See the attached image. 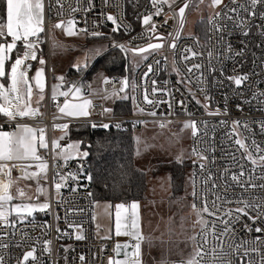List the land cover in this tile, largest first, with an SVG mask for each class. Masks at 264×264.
I'll return each instance as SVG.
<instances>
[{
  "label": "built area",
  "instance_id": "built-area-1",
  "mask_svg": "<svg viewBox=\"0 0 264 264\" xmlns=\"http://www.w3.org/2000/svg\"><path fill=\"white\" fill-rule=\"evenodd\" d=\"M176 1L171 7L168 4L158 5L157 7L162 8L160 14L152 15L149 24L144 25L143 17L156 12L150 0H131V10L127 7V0H43L44 31L38 40L37 37L30 38L37 42V46L43 44L48 48L51 31L61 29L54 25L61 21L66 23L68 20H74V27L79 30L86 29L87 31L82 32L88 36H93L91 34L93 32L100 33L97 37L123 33L126 37L120 41L113 40L112 48L121 51L116 45H124L129 50L121 51L125 60L124 74L104 79L108 83L103 81L101 84L102 93H92L89 87L83 85L82 99L91 101L87 117L78 119L59 115V109L66 100L74 101V90L71 89L67 97L52 102L51 75L48 74V97L42 116L34 118L17 116L14 120L9 118L0 120L2 129L14 130L18 125H25L45 130L46 153L38 155L40 159L0 163H6L17 176H22L26 169L31 168L39 175L46 172L51 193L49 211L42 212L41 217L21 220L10 215V226L0 223V237H3L0 239V257L3 258V264H24V255L33 250L36 259L29 258L26 264H109L110 259L116 255L117 244H128L130 251H134L131 245L138 241L131 237L115 240L95 238L92 226L93 188L89 179L91 176L88 162L65 160L60 154L59 158L55 157L54 133L66 134L75 123L108 125L128 122L132 126L155 125L158 128H168L178 122H195L196 134L192 139V149L195 148L197 152L208 157L206 161L197 158L192 166V180L195 181L198 194L207 191L209 201L215 198L212 195L213 191L229 198L239 196L243 190L233 184L230 174L238 173L241 163L245 168V177H242V180L251 174L253 183L264 184V179L259 178L264 175V167H256L244 159L243 150L234 143L235 139L240 138L251 146L252 140H255L264 148V132L261 131L259 123L264 121V103L258 102L264 100V96L258 95L264 92V36L261 35V32H264V19L260 18L264 14V5L256 6L255 17L239 8L241 4L250 7L248 0H238L236 4L229 1L221 7L219 10L221 16L215 19V23L223 26L224 41L232 45V51L228 52L223 43H218L221 33L216 32L211 23L207 41L200 42L194 36L183 37L182 32L178 37L181 24L177 13L186 0ZM73 8L78 10L73 12ZM229 8H237L238 12H228ZM225 13L233 19H227ZM108 15L116 17L117 23L121 25L118 30L113 31L116 26L106 19ZM214 18L215 16L210 20ZM240 19L247 22L246 26L250 29L248 35H244L243 30L237 26ZM153 25L155 30L149 31ZM156 37L162 39L158 40ZM19 42L21 45L24 44L23 41ZM149 43H163V47L145 53L147 59L140 61L134 68L130 56L134 53L131 49L145 47ZM172 43H175V49L170 47ZM185 49H191L199 55L191 57ZM238 51H242L244 55L237 56L235 53ZM209 52L213 54L211 59L208 56ZM185 56L190 58L185 60ZM194 64H200L202 67L196 69L192 67ZM149 66L151 72L148 70ZM188 68H192V71L189 72ZM244 74L249 78L239 87L229 79L231 76ZM125 79L128 81L126 88L122 83ZM81 85L80 80L76 86ZM145 92L148 100L153 103L145 100ZM112 94L132 95L133 111L130 115L115 116L111 111H106L107 97ZM254 95L256 99H253ZM237 105L240 107L237 108ZM217 109L221 114H209L216 112ZM152 112H155V115H151ZM234 121L241 122L235 132L232 127ZM244 122H247L249 128L243 127ZM65 124L66 129L60 127ZM161 124L165 126L161 127ZM69 144L70 141L66 137L62 138L59 142V152ZM213 148L214 152L211 150ZM253 153L256 154L254 150ZM201 163L205 164L204 170L200 168ZM44 164L47 167L42 169L41 165ZM253 167L255 173H251ZM225 168L229 174L221 179ZM209 173L212 179H209ZM0 176L8 181L9 175ZM205 180L207 185L203 183ZM213 180L219 185L216 189L212 188ZM41 181H44V178H41ZM57 183L61 185L59 193L55 187ZM225 184L229 186L228 190H225ZM243 195L250 203L264 205L262 188L251 189ZM253 197L259 199L253 200ZM194 202L197 207L202 206L201 201L198 198L194 200L192 196V204ZM209 207L211 208V203ZM236 207L238 205L235 203L223 204L218 215H223L227 209ZM249 214L257 216L254 211H250ZM237 215L238 220L230 221L232 231L227 236L215 239L210 230L212 221L216 218L203 214V218L209 222L208 228L205 229L209 233L207 243L204 242L202 226L199 223L196 225L199 228L194 240L195 251L202 249V256L197 258L200 264H213L214 255L216 257L221 255V246L223 252L229 253L224 259L231 260L232 264H249V261L251 264H262L264 231L257 232L255 229H264V215H260L254 222L248 216ZM223 227L224 225L217 221V236ZM78 236L82 238L78 239ZM5 244L8 247H2ZM237 246H240L238 252L235 251ZM254 248L257 251H252ZM245 251L247 255H244Z\"/></svg>",
  "mask_w": 264,
  "mask_h": 264
},
{
  "label": "snow or ice",
  "instance_id": "snow-or-ice-1",
  "mask_svg": "<svg viewBox=\"0 0 264 264\" xmlns=\"http://www.w3.org/2000/svg\"><path fill=\"white\" fill-rule=\"evenodd\" d=\"M153 7L156 8L155 13H150L147 16L143 17V24L148 25L149 22L152 19V15H159L162 11V8L157 7L161 4H168L169 7H171V3H169V0H150ZM174 2V0H173ZM191 0H186L184 5L179 9L177 15L180 18V24L181 27L184 24V18H185V11L189 7V3ZM202 3L203 0H200ZM238 0H232V3L236 4ZM222 3V0H211V6L212 7H218ZM248 3L250 7H245V5L241 4L239 5L240 9H243V11L247 12L249 15L255 17L257 14L255 12V8L257 5H264V0H248ZM5 19L3 21H0V38H6L11 37V42L8 43H0V113H3L4 116L8 117L10 120L16 119L17 116L23 118L26 116H35L39 113L38 108H32L30 105V99L33 93V86L29 81V78L27 76V71L22 70L30 67V65H25V61L28 59L36 60V49H37V42H34L30 40L31 37H37V40L39 38V33L44 31L43 28V22H44V3L43 0H5ZM91 5H89V8ZM78 9L73 8L72 11L75 12ZM228 12L236 13L238 12L237 8H229ZM227 19L232 20L233 17L230 15H227V13L224 14ZM221 16V13L217 12L215 14V18L210 20L209 23L213 25V29L216 32L221 33L219 37L218 43H223L224 48L228 51H232V45L230 43H226L224 41L223 36V26L215 23V19L219 18ZM261 19H264V14L261 15ZM107 20L111 21L116 27L113 29V31L118 30L121 25L117 23L116 17L112 15H108L106 17ZM74 20H68L66 23L61 21L54 25L56 28H64L68 35H75L77 34L76 31H74ZM247 22L244 19H240L237 21V26L240 27L243 30L244 35H248L250 29L247 28ZM155 25L152 26L149 31H154ZM80 31H87L86 29H81ZM93 36H98L100 33L93 32L91 33ZM261 35L264 36V32H261ZM156 39L160 40L161 37H156ZM23 41L24 42V48L25 51L22 56H18L15 61L12 63L10 67V71L6 72V61L10 59V53L16 48L17 42ZM117 47H120L121 51H127L129 49L126 48L124 45H116ZM163 47V43H149L146 47H138L136 49H131L134 54H140L142 59H147L146 55H143L144 53H148L150 50H159ZM172 49H175L176 45L175 43H172L170 45ZM186 52H189L191 54V57H195L199 55V53L192 51L191 49H185ZM98 54V50L93 53ZM237 56H242L244 53L242 51H238L235 53ZM212 52L208 53L209 59L212 57ZM189 56H185L184 59H189ZM41 65L45 63L43 59L39 61ZM159 63V61H157ZM77 69L79 70L80 65H76ZM192 67L196 69H200L202 66L200 64H194ZM149 72H151V66H149ZM188 71L191 72L192 68H188ZM210 71H215V69H210ZM177 72L179 73V70L177 69ZM202 75V74H201ZM8 77V81H4L5 77ZM248 75H238V76H231L229 79L233 81V83L239 87L242 85L244 81L248 80ZM61 81H63V77L59 78ZM35 85L42 93L44 90V82H43V69H40L36 72L35 77ZM105 83H108L107 80L104 81ZM202 82V81H201ZM124 87L126 88L128 86V81L125 79L122 81ZM153 84H155V81H153ZM61 87L60 85L55 86L53 88V99L56 98L58 88ZM72 89L74 90V97H79L81 95V87H78L76 85H72ZM123 91V89H121ZM203 90V89H201ZM155 92V89H153ZM59 95H63L67 97L69 95V92H59ZM259 96H264V92H261L258 94ZM145 100L148 103H153V101L148 100L147 93L145 92ZM257 97L254 95L253 99H256ZM42 99V97H41ZM13 101L16 103L13 104ZM249 101H245V103H248ZM259 103H264V100L258 101ZM91 106V101H84L82 104H71L67 100L65 101L63 107L59 109L61 113L67 116H86L88 114L87 108ZM240 106L237 105V108ZM15 108V111H12V109ZM106 111H110L106 109ZM141 112H143V109H141ZM151 115H155V112L150 113ZM210 115H218L221 114L219 110L217 109L214 113H209ZM226 114V113H225ZM223 123V122H222ZM260 128L261 131L264 132V121H260ZM241 125L240 121H234L233 122V132L236 131V128ZM161 127H164V124L160 125ZM61 128H67V125L60 126ZM103 127L107 128L108 125H104ZM185 128L191 127L194 129L193 134H196V125L195 122H188L184 125ZM243 127L249 128V125L247 122L243 123ZM250 130V129H249ZM40 132V143L41 146L47 147V144L44 141V129L38 130ZM36 129H33L31 127L25 126V125H18L17 129L15 131H3L2 126H0V162L3 161H13V160H27V159H40L38 156H36ZM237 135H239L237 133ZM234 143L239 146L240 149L244 152V159H247L251 162L252 165L256 167H264V148H261L260 145L255 141L252 140L251 146L245 143L244 139L237 138L234 140ZM56 147H60L58 141L56 142ZM70 148H75L77 146L70 145ZM213 152L215 149H211ZM256 153L254 155L253 153ZM64 151H67L65 149ZM207 151V149H205ZM139 155V151L137 152ZM83 155H87V153H84ZM193 155L197 156V158L201 161H206L208 159L207 156L203 155L201 152H197L196 149H193ZM235 158V157H234ZM214 162V161H213ZM240 171L238 173H231L230 179L235 184V186L241 188L243 191L239 194V196L234 198H229L227 196H222V194H218L215 191L212 192V195L215 197L213 200H208V193L207 191H201L199 194L196 192V185L195 181L192 180V187L193 191L191 195L193 196L194 200L199 199L201 201V207H197L196 203L194 202L192 204V209L197 213L198 220L197 223L201 224V231L203 233V239L204 242L207 243V237H208V231H205V229L208 228V221L203 218V214H207L208 216H213L216 219L212 221V227H211V233L215 239H219V237L227 236L229 232L232 231V227L230 224V221L232 220H238L239 216L237 214H241L243 216H248L249 219H251L253 222L256 219L260 218V215H264V212H262V209H264V205L259 203H250L247 198L243 195L244 192H248L251 189L256 188H262L264 189V184H256L252 182V176L251 174L245 178L241 179L242 177H245V168L244 165L241 163L240 165ZM47 167L46 164L41 165L42 169H45ZM201 170L205 169V164H200ZM11 169L8 167L6 163H0V174H7L10 177ZM251 173H255V167L251 169ZM228 169L225 168L224 172L222 173L221 179L224 178V176L228 175ZM37 175L36 173H31L30 175H26L24 178H32L33 176ZM260 179H264V175L259 177ZM63 179V177H62ZM91 179V177H89ZM209 179H212L211 173H209ZM12 180L9 179L8 183H4L0 181V223H3L5 226L9 225V216L12 212H15L17 217H19L21 220L24 219V214L31 215L32 212L36 210L43 211L44 209H47L49 207V204L44 203L40 205H15L11 209L8 207L9 203L13 200V195L10 192V186H11ZM205 185H207V180L203 181ZM56 191L59 193L61 185L59 183L56 184ZM219 187L215 183V180H213L212 188L216 189ZM228 185L225 184L224 188L225 190H228ZM38 191H43L42 189H38ZM20 196H24V192L22 190L19 191ZM91 195V193H89ZM253 200H258L259 197H253ZM209 203H211V208L209 207ZM235 203L238 205V207L232 209L229 208L226 211L223 212V215H218L221 212V205L223 204H233ZM242 205V206H239ZM132 209V216L137 217L136 210L138 209V204L133 203L130 205ZM124 204H118L116 205L117 213H116V234L117 235H128L131 236L133 239L137 240L138 242L134 245H131V247L134 248V251L131 253H125L126 259L123 261H110L109 264H129V261H131V264H142V261L140 259V241L142 240V235L138 230V217L137 219H133L131 222V228L137 229L136 231H126L124 233H121V223H120V210L124 209ZM250 211H254L257 213V216H251L249 213ZM225 217H228V219H225ZM217 221L219 224L224 225L222 229H220L219 236L216 235V225ZM125 227H128V225H125ZM247 227V225H245ZM250 230V229H249ZM255 231L261 232L264 231V229L256 228ZM3 237H0L2 239ZM82 238V237H77ZM193 240L196 239L195 236L192 237ZM257 241H254V243ZM51 243L50 241L48 242ZM130 245L124 244L116 245V252L117 254L120 253L122 249H127ZM2 247H8V245H3ZM239 247L237 246V249L235 251H239ZM252 251H257V249H252ZM247 251H245L244 255H247ZM229 253L223 252V248L221 246V255L219 257H216L214 255L213 264H232L231 260L224 259L225 256H228ZM202 256V249H197L194 253V255L186 261V264H200V260L197 259L198 257ZM29 258H32L33 260L36 259L34 255V250L27 252L23 257V262L26 264ZM0 264H3V258L0 257ZM249 264H251V261H249ZM262 264H264V261H262Z\"/></svg>",
  "mask_w": 264,
  "mask_h": 264
},
{
  "label": "rangeland",
  "instance_id": "rangeland-1",
  "mask_svg": "<svg viewBox=\"0 0 264 264\" xmlns=\"http://www.w3.org/2000/svg\"><path fill=\"white\" fill-rule=\"evenodd\" d=\"M229 1L232 0H222V3L218 7H212L211 0H203L202 3L200 0H191L184 18L181 31L182 36H193L195 24L199 20L214 17L221 7ZM176 2L169 0L171 5ZM74 31L77 34L70 36L64 28L52 30L49 37L50 46L48 48L46 47V54H39L38 49L43 47H41L42 45L37 46L35 51L36 55H39V58L37 57L36 60L28 59L25 61V65H30V67L26 69L22 67V70L27 71V76L33 86L30 105L32 108H38L39 113L41 112V108L40 104L37 103L43 102L44 104L46 102L48 97V83L46 87L44 85V90L41 93L36 87L34 80L38 70L43 69V77L48 76V74L52 75V91L55 86L60 85L61 87L58 88L57 94L59 92H70L72 86L69 88L65 87L66 82L64 80L66 74L71 70H78L76 67L78 64L80 68L91 65L111 44L110 40H88V38H96L97 36H88L76 27H74ZM41 33H39V36ZM109 36L106 34V37ZM112 43L114 44V41ZM97 50L98 54L94 55L93 53ZM24 51L25 48H23L22 55ZM144 55L147 56V54ZM130 56L134 68L140 61L144 60L141 55L133 54ZM41 59L45 61L43 65L39 63ZM35 62H38L37 66L34 73L30 74ZM60 77L64 78L63 81L59 79ZM104 79L99 78L96 86H92L91 89H99ZM80 87L82 90L83 85ZM131 97V94H114V96H108V110L116 100H131ZM15 103L13 101V104ZM12 111H15V108ZM37 116L36 114L35 116L29 117L34 118ZM186 123L188 121L174 123L168 128L145 125L135 129L136 164L149 175V181L152 179V170L154 171L160 164L180 163L183 160H189L194 163L197 160V157L193 155L192 149L194 129L191 127L185 128L184 125ZM63 136L64 134L54 133V151L56 158L60 156L59 147H56V142L60 138H63ZM70 145L77 147L70 148ZM70 145L61 149V157L65 160H85L86 156L83 154L87 152L81 149V143L77 140H71ZM65 149L67 151H64ZM138 151L140 153L139 155L137 154ZM31 173L36 172L29 169L22 176H17L15 173L10 174L8 180H12L11 194L13 195V200L9 203L8 207L11 209L15 205L36 206L44 203L49 204V207L43 211L36 210L31 215L25 213L24 219L34 217L36 213L49 211L50 208L51 193L48 174L38 175L36 173L37 175L32 178H24ZM42 177L44 181L40 180ZM159 177L162 178V182H157L156 185H152V189L147 193L146 201L137 203L138 230L142 235L144 259H146L147 264L184 263L185 260L183 258L191 253V237L194 235V230L196 233L199 228L194 226L198 224V217L196 213L194 214L191 211L192 168L187 169L183 193H173L170 184L165 183V177H170L169 172H163ZM0 181L8 183L7 179L2 176H0ZM17 187H20L25 194L23 200H15L14 191ZM38 189H42L43 191H38ZM10 215L20 219L15 212H12ZM137 217L131 216V220L133 221ZM129 230L136 231L137 229H132L130 224L127 231Z\"/></svg>",
  "mask_w": 264,
  "mask_h": 264
},
{
  "label": "trees",
  "instance_id": "trees-1",
  "mask_svg": "<svg viewBox=\"0 0 264 264\" xmlns=\"http://www.w3.org/2000/svg\"><path fill=\"white\" fill-rule=\"evenodd\" d=\"M5 7V0H0V21L6 18ZM127 7L131 10V0H127ZM209 21L210 18H206L199 20L195 24L193 36L200 42L207 41L208 39ZM125 37L123 33L117 32L109 37H106L105 34L96 38H88V40H110L111 44L91 65L79 70L69 71L65 76V87L69 88L72 85H76L81 80V84L89 87L91 90L92 86H96L99 78L107 79L123 75L125 71L124 56L119 49L112 48V42L113 40H123ZM8 42H11V37L0 38V43ZM41 47L43 48L38 47L39 54H46V47L43 44ZM23 48L24 46L18 41L16 48L10 53V59L6 62V72L10 70L14 60L22 55ZM37 57L39 58V55ZM37 63H34L30 74L34 72ZM51 80H53L52 75ZM4 81H8L7 76L4 78ZM44 81L46 86V76L44 77ZM62 97L64 96L58 97V99ZM51 99L52 102L58 100L57 96L53 99V91ZM41 109L44 110L45 106H42ZM132 111L133 105L130 99H119L111 106V112L115 116L130 115ZM7 118L3 113H0V120ZM103 126L90 123H75L70 126L66 133V138L69 141H79L81 149L87 152L85 160L89 165L90 184H92L93 188L94 202L107 201L111 203L132 204L146 201L149 188V175L137 166L135 154V129L140 126H132L128 122L108 124L107 128ZM192 166L193 163L189 160H184L180 163L174 162L173 164H160L159 167L157 166L152 171V175L156 176L163 172H169L173 193H183L187 169L192 168ZM20 190L22 189L19 188V190L14 191L15 200H23L25 198V194L24 196L19 195ZM41 215V213H36L31 218H39Z\"/></svg>",
  "mask_w": 264,
  "mask_h": 264
},
{
  "label": "crops",
  "instance_id": "crops-1",
  "mask_svg": "<svg viewBox=\"0 0 264 264\" xmlns=\"http://www.w3.org/2000/svg\"><path fill=\"white\" fill-rule=\"evenodd\" d=\"M174 2H176V0H174ZM30 77H31V75H30ZM44 77H43V82H44V85H45ZM102 91H103L102 90V85L99 87V89H91V92L92 93H96V94H98V93L100 94V93H102ZM56 96H57V99H58V97H61L63 95L57 94ZM73 96H74V94H73ZM84 101H88V100H83L82 99V94H81L79 97H74V101H68V102L71 103V104H82V103H84ZM45 103H47V100H46ZM45 103L43 104V102L42 103L39 102L37 104H40V108H41L42 106H45ZM42 109H41V112L37 114L38 116H42V114L44 112V110H42ZM109 110L111 111V107H110ZM87 112L90 113V106L87 108ZM59 115L67 116V115H64L61 112H59ZM88 115L89 114H87L86 116H69V117L80 119V118H85ZM26 117H29V116H26ZM16 129H14V130L2 129V130L11 132V131H15ZM58 134H60V133H58ZM36 137H37V140H36V156H38L40 154H45L46 153V150H45L46 147L41 146V143H40V132L38 130L36 132ZM64 137H66V134H64L63 138ZM61 139L62 138H60V140ZM60 140L58 141V143L60 142ZM59 154L61 155V151L59 152ZM27 160H32V159H27ZM19 161H24V160H19ZM26 170H29V169H26ZM30 170H32V171L34 170V172L36 171L35 169H32V168ZM11 173H13V172H11ZM44 173H46V172H43L42 174H44ZM42 174H40V175H42ZM159 176H161V174L160 175H156V176L152 175V179L149 181L148 191H150L152 189L151 188L152 185H156L157 182H162L161 181L162 178H160ZM165 178H166L165 183L170 184V187H171V177H165ZM191 201H192V196H191ZM118 204H121V203H111V202H107V201H96V202H94V210L92 211L93 212V225L92 226H94V235H95L96 239H98V240H115L117 238L123 239L125 237H129L128 235H123V234L117 235L116 234V213H117L116 205H118ZM124 205H125V208L120 210V223H121L120 231H121V233L126 232L128 227H130V224L132 222V220H131L132 209L130 207L131 204H124ZM191 206H192V202H191ZM191 211L195 214V211H193V209H191ZM192 218H194V217H192ZM125 225H128V227H125ZM194 226H196V225H194ZM193 236H195V230H194V235ZM140 242H141L140 259L142 261V264H147L146 259H144L143 241L141 240ZM119 244L120 245H124L125 243H119ZM192 249H193V252H192ZM129 253H131V251ZM194 253H195L194 240L191 239V253H190V255H188V256L183 258L185 260L184 263H182V262H177V263L186 264V261L188 259H190L194 255ZM124 259H126V258H120V257L118 258V257L115 256L113 261H123ZM177 263L174 262V263H170V264H177ZM129 264H131V261H129Z\"/></svg>",
  "mask_w": 264,
  "mask_h": 264
},
{
  "label": "water",
  "instance_id": "water-1",
  "mask_svg": "<svg viewBox=\"0 0 264 264\" xmlns=\"http://www.w3.org/2000/svg\"><path fill=\"white\" fill-rule=\"evenodd\" d=\"M188 9V8H187ZM187 9H186V11H187ZM186 11H185V14H186ZM179 20H180V18H179ZM181 26V25H180ZM181 31H182V27L180 28V31H179V34H178V37L181 35ZM146 47V46H145ZM151 51V50H150ZM133 52V51H132ZM145 54V53H144ZM138 55H140V54H138ZM46 84H47V76H46ZM11 188H12V186H10V192H11ZM129 253L130 252V247H128L127 249H122L121 251H120V253L119 254H117V252H116V257H120V258H126V256H125V253ZM114 260V258H112V259H110V261H113ZM109 261V262H110Z\"/></svg>",
  "mask_w": 264,
  "mask_h": 264
},
{
  "label": "flooded vegetation",
  "instance_id": "flooded-vegetation-1",
  "mask_svg": "<svg viewBox=\"0 0 264 264\" xmlns=\"http://www.w3.org/2000/svg\"><path fill=\"white\" fill-rule=\"evenodd\" d=\"M19 188H20V187H17L18 190H19ZM17 189H16L15 191H17ZM13 191H14V189H13Z\"/></svg>",
  "mask_w": 264,
  "mask_h": 264
}]
</instances>
